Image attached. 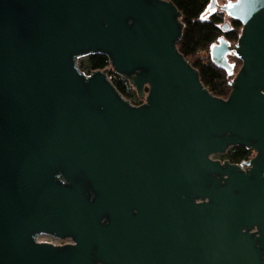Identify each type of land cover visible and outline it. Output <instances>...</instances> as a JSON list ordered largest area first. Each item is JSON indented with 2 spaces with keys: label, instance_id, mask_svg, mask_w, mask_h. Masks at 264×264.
Returning a JSON list of instances; mask_svg holds the SVG:
<instances>
[{
  "label": "water",
  "instance_id": "1",
  "mask_svg": "<svg viewBox=\"0 0 264 264\" xmlns=\"http://www.w3.org/2000/svg\"><path fill=\"white\" fill-rule=\"evenodd\" d=\"M217 7L241 24L209 50L241 62L226 98L179 52L169 0H0V264L264 256V0ZM91 54L142 103L80 71ZM236 146L253 157L213 159Z\"/></svg>",
  "mask_w": 264,
  "mask_h": 264
},
{
  "label": "trees",
  "instance_id": "2",
  "mask_svg": "<svg viewBox=\"0 0 264 264\" xmlns=\"http://www.w3.org/2000/svg\"><path fill=\"white\" fill-rule=\"evenodd\" d=\"M181 13L180 21L183 25L182 36L177 47L184 58L194 67L205 88L215 97L226 98L230 92L229 83L237 73L241 62L236 58L235 67L231 71L215 66L210 59V47L218 39L224 38L230 44L236 43L240 34L241 24L230 19L227 30L223 29V12H211L208 7L211 0H169ZM235 58V57H234ZM80 71L89 74L95 70H107V75L118 92L130 103L139 105L136 92L129 82L111 71L108 59L101 54H91L78 60ZM252 151L243 147H231L221 158L233 164L250 159Z\"/></svg>",
  "mask_w": 264,
  "mask_h": 264
},
{
  "label": "flooded vegetation",
  "instance_id": "3",
  "mask_svg": "<svg viewBox=\"0 0 264 264\" xmlns=\"http://www.w3.org/2000/svg\"><path fill=\"white\" fill-rule=\"evenodd\" d=\"M214 11H216V10H214ZM218 11H219V8H218ZM251 150V149H250ZM252 151V150H251ZM253 155H254V153H253V151H252V156H251V158L253 157ZM221 156H223V155H221ZM221 156H220V160L219 161H221V162H223V161H227V160H223L222 158H221ZM249 160V159H248ZM245 161H247V160H245ZM245 161H242V162H240L239 164H242V163H244ZM233 164V163H232ZM239 164H237V165H239ZM251 232H257V229L256 228H254ZM259 236V234L258 235H256V237H258ZM65 244H67V243H69L70 241L69 240H65ZM260 242H261V240H258V239H256L255 240V250L256 251H260ZM228 252H229V250H228V248L226 247V248H221V250H220V254H218L217 253V251H215L213 254H211L212 256H213V260L215 261V263L216 264H244L243 263V259H241V258H229V256H228ZM180 260V259H179ZM179 260H177V261H179ZM256 260H257V262H254L253 264H264V256H261V255H257L256 256ZM189 264H195V259L194 258H192V259H190V263Z\"/></svg>",
  "mask_w": 264,
  "mask_h": 264
},
{
  "label": "rangeland",
  "instance_id": "4",
  "mask_svg": "<svg viewBox=\"0 0 264 264\" xmlns=\"http://www.w3.org/2000/svg\"><path fill=\"white\" fill-rule=\"evenodd\" d=\"M229 1H235V0H229ZM214 2H215V7L211 10V11H206L208 14H210L211 12H218V8L219 7H217V6H223L224 4H226L227 3V0H214ZM214 10H216V11H214ZM222 23H224V24H228V23H230V19L228 18V17H226V16H224L223 17V22ZM231 45H234V43H232ZM235 59L236 58H234V56L232 55V54H230V55H228V57H227V60H228V63L230 64V65H232L233 67H235ZM231 74H232V76H234L235 74H234V72L233 71H231L230 72ZM220 156L221 155H216V156H213V159H218V160H220L219 158H220ZM41 240H43V239H41ZM48 240V239H47Z\"/></svg>",
  "mask_w": 264,
  "mask_h": 264
},
{
  "label": "built area",
  "instance_id": "5",
  "mask_svg": "<svg viewBox=\"0 0 264 264\" xmlns=\"http://www.w3.org/2000/svg\"><path fill=\"white\" fill-rule=\"evenodd\" d=\"M41 239H43V240H41ZM37 241L56 243V244H65L66 243L65 241L57 240V239H54V238H51V237H46V236L38 237Z\"/></svg>",
  "mask_w": 264,
  "mask_h": 264
}]
</instances>
